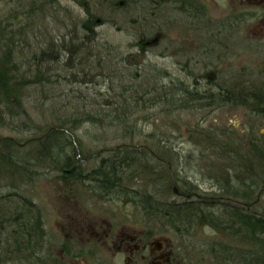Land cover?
<instances>
[{
  "label": "rangeland",
  "instance_id": "1",
  "mask_svg": "<svg viewBox=\"0 0 264 264\" xmlns=\"http://www.w3.org/2000/svg\"><path fill=\"white\" fill-rule=\"evenodd\" d=\"M202 1L206 5L209 20L224 18V10H220L219 7L225 9L228 6L224 7L221 0ZM20 2L0 0V17L3 18L12 7L18 9L21 4L24 9L21 21L32 25L24 31L25 48L20 59H29L31 54L43 52V49L49 48L50 43L53 44L51 47L58 53L60 59L58 63L45 65L47 68L51 67L50 75H56L54 79L57 81L52 77L51 80L55 82L43 89L38 85L26 87L22 93V106L18 108L10 107L8 110L0 102V138H14L19 143L21 147L15 150V159L25 168L20 172L21 181L19 180V183L16 181L14 187L5 178L0 177V205H2L0 219H17L19 214V220H29L31 226L27 229L26 224L22 226L24 222L13 223L11 220L9 223L4 222L1 237L3 239L8 237L6 243L11 247V255L6 257L0 254V264H36L44 254L48 256V253L53 252L54 235L59 234L61 226L66 227L63 215L67 213L66 211L72 213L70 206L74 207L73 201L78 210L87 215L118 214L127 223H135L139 226H142V223H150V227L167 229L168 227L162 221H151V218L143 214L132 200L131 196L134 193L152 191V185L146 177L124 174L130 179L126 184L133 193L116 190L110 194H102L95 183L93 185L87 181L76 183L67 178L64 172L61 173L58 165L57 170L50 164L46 165V162L51 159L45 162L44 159L29 154L26 142L29 138L38 135L33 133L36 128L48 123H58L59 119L53 116L55 108L67 105L68 109L73 110L84 103L89 108L92 100L109 98V93L104 92L103 97L97 96L94 94L96 91H106L105 88L108 86L97 82L94 87H86L80 79H77L75 69L67 65L68 57L64 54L63 46L71 40L73 24L86 18L85 7L74 0H59L56 8L47 6L45 8L40 5L42 1L38 0L37 17L34 15L29 17L28 0H20ZM86 2L90 11L102 20L94 29L95 49H98L96 52H103V55L112 60V65H116V69L119 67L125 71L127 75L124 82L128 88L129 85L132 89L139 88L144 77L150 79L153 89H159L158 93L151 94V101L158 99L162 93L166 95L178 93L176 88L181 83L187 85L188 91L199 93L195 95L202 97L204 101L209 98L206 93L208 91L225 93L230 88L236 89L239 83L245 85L248 83V89L257 85L255 89H258V86L264 84V24L256 19L260 10L254 4L251 5L250 10L252 19L237 28L234 38L229 43V54L225 51L226 55L221 57L220 66L229 65L234 75L206 77L201 75L211 70L214 64H218L215 61L216 57L209 54L197 60H186L183 49H186V45L193 47L195 40L190 35H185L187 28L191 27L181 13L180 15L169 13L161 18L158 11L154 13H150V9L148 11L150 1H145L147 4L139 0H87ZM234 4L236 10L243 8L239 1ZM178 5L179 3L175 8ZM168 8L174 11L172 4L168 5ZM77 29L82 31L79 27ZM62 36L66 38L63 39ZM78 36L82 34L78 33ZM141 37L145 40L139 44ZM203 37H205L202 40L204 45L211 47L208 44L211 42L208 39L209 36L205 34ZM219 50L222 51V48ZM134 69H137L141 75L138 81L129 78V73ZM186 71L188 75L190 74L189 76H185ZM42 92L50 95V99L45 100ZM171 98L172 95L164 102L154 103L145 114L134 117L139 123L137 129L141 130V134L135 138L134 142H144L143 135L153 134L154 139L145 141L149 149L156 148L172 160L174 174L169 168L166 184L169 185L171 177L180 178V184L174 186L177 191H196L197 194L210 198L213 193L220 192V184L226 185L218 173H215L216 168L219 169L220 163L224 164L225 171L231 166L227 164V159H218L216 151L204 149L195 144L191 132L199 128L206 130L212 127L220 135L223 131L229 130L247 137L246 132L253 128L256 136L264 137V119L251 114L246 107L232 104L210 108L200 107L192 111H172L171 106L176 105L180 97ZM172 101L173 104H171ZM83 124L84 121L81 127L71 134H58L57 143L63 145V149L66 150L64 153L74 145L79 161V171L91 172L97 168L101 156L109 154L115 146L127 141L125 139L123 141V136L120 137L122 134L118 135L113 126L97 127ZM173 125L178 126V129ZM158 138L164 143L158 144L155 141ZM102 148H108L109 151L101 153ZM140 158L144 163L153 165V160L147 154L141 155ZM152 168L156 171L161 170L160 166L153 165ZM231 174L234 176V173ZM66 178L67 180H64ZM164 182L161 177L156 182L160 184L157 185L159 198L168 202H181L182 199L171 191L172 185L165 186ZM163 189H166L167 193L164 194ZM254 193L257 196V202L250 209L252 212L264 214V181L259 183ZM207 201L202 207L203 210H216L211 207L212 199ZM232 201L234 204V200ZM7 226H10V232ZM192 227L183 234L188 244L204 250L203 255L212 249L220 250V242L231 241L229 235L212 228L205 221L194 224ZM174 235L172 233V236ZM236 245L243 249L241 242H237ZM224 256L227 261L241 262V259L237 258L239 255L235 253H226Z\"/></svg>",
  "mask_w": 264,
  "mask_h": 264
},
{
  "label": "trees",
  "instance_id": "2",
  "mask_svg": "<svg viewBox=\"0 0 264 264\" xmlns=\"http://www.w3.org/2000/svg\"><path fill=\"white\" fill-rule=\"evenodd\" d=\"M41 1L40 5H43V7L56 8L59 0ZM74 1L85 7L86 18L73 24L74 28H71L74 30H71L70 33L71 40H68L69 43L67 42L63 46L65 47L64 54L68 57L67 65L69 68L75 69L77 79H80L86 87H94L97 82L107 85L106 91L98 90L94 94L103 97L104 92H106L109 93V98H102L103 100L94 99L90 103L89 108H87L85 103L73 108V110L71 108L68 109L67 105L55 108L53 116L59 119H57L58 123H48L36 128L33 133L38 135L29 138L26 142V147L30 151L29 154L40 157L45 162L47 159H51L52 161H47L46 165L50 164L56 170L58 165V170L61 173L64 172L67 178L76 183L79 181L82 183L87 181L90 185L95 183L102 194H110L114 191L116 192V190H123L128 193L126 191H130V188L126 183L130 179L124 174L146 177L152 185V191L134 193L131 197L137 207L139 206L141 212L149 216L151 221H162L168 228L183 232L192 229V225L205 221L212 228L231 237V241L224 240L219 244V251L223 256L226 253H235L239 255L237 258H240V261L244 264H264V214L256 211L252 212L250 209L257 202V196L254 193L255 189L257 190L259 183L264 181V137L256 136L253 128L246 132L247 137L229 130L223 131L220 135L212 127L206 130L199 128L197 129L199 131H192L191 135H193L192 138L195 144L204 147V149L216 151L218 159H227V164L231 167L226 170L227 173L223 169L224 164L220 163L218 165L219 169L216 168L215 173H218L226 185L220 184L219 190L221 193L219 195L213 193L210 198L197 194L196 191L181 192L179 190L175 192L174 186L180 184L181 180L180 178L171 177L169 185L171 184L172 188L170 187V189L176 196L186 197V199L181 200L182 202H168L165 199L161 200L157 195V185L159 186L160 184L156 182L161 177L165 181V186L169 187L166 184V174L169 168H171L170 171L173 174L174 172L172 170V160H169L166 154L156 148L150 150L147 142H145L148 139H154L153 134L143 135L145 143L143 141L141 143L134 142L135 138L141 134V130L137 129L139 123L134 117L139 114H145L154 103L164 102L171 95L172 98L180 97L179 102L171 106L172 111H192L200 107L210 108L211 106L232 104L246 107L251 114L264 119V84L258 86V89H255L257 85L248 89V83L247 85L239 83L240 87L235 84L238 86L236 89L234 87L230 88L225 93L208 91L206 92L209 97L206 100L208 102L198 96L199 93H192L183 88L177 89L178 93L175 92L171 95L161 92L162 94L159 95L158 99L151 101V94L158 93L159 89H153L150 79L144 77L139 88L135 87L132 89L130 85L128 88L124 82L127 75L124 73L125 71L119 69L118 66V69H116V65H112V60L103 55V52H96L98 49H95L94 29L102 20L98 15L90 11L87 6V0ZM139 1L141 3L150 1L147 7L148 11L149 9L151 10L150 13L158 11V15L161 18L169 13L180 15L179 5L175 8L179 0ZM18 2L20 0H17ZM170 4L174 6V11L168 8ZM21 6L23 5L19 4L18 9L12 7L3 18L0 17V102L8 110H10V107L18 108L22 106V93L26 87H36L38 85L43 89V87L57 81L54 79L56 75H50L51 67L47 68L45 65L58 63L60 59L58 53L52 49V43L49 44V48L43 49V52L31 54L29 59H20L25 48V43L23 42L24 31L26 28L32 27L30 23L24 24L21 21L20 18L24 14V9ZM27 7L29 9L28 16L34 15V17H37L39 10L38 0H28ZM100 7H102V3H100ZM76 27H79L82 31H78ZM78 33L82 34V36H78ZM62 38L65 39L66 37L62 36ZM143 40L145 38L141 37L138 43L144 42ZM29 47L31 46L29 45ZM129 74L131 80L138 81L141 78L137 69H134ZM52 77L55 81L51 80ZM42 95L45 100L50 99V95L48 96L47 93L44 92L43 94L42 92ZM135 103L137 105H133ZM171 104H173V101ZM21 112L23 113L24 111ZM82 121H84L83 125L113 126L118 135L122 134L120 137L123 136V141L124 139L127 141L115 146L110 150L109 154L101 156L97 168L91 172L79 171V161L77 160L74 145L70 146L69 151L64 153L66 150L63 149V145H58L57 143L58 134L67 135L73 133L81 127ZM173 127L178 129V126L173 125ZM155 141L158 144L160 142L164 143L159 138ZM19 147L21 146L14 138H0V177L5 178L8 183H11L12 187L17 182L19 183V180L21 181L20 172L25 170L24 166L15 159V150ZM107 149L102 148L101 153L109 151ZM145 154L153 160V165L160 166V171L154 170L152 164L151 166L143 162L140 156ZM231 173H234V176ZM67 178L64 180H67ZM130 192L133 193V191ZM163 192L165 194L167 190L163 189ZM218 196H223L224 199L230 200V204L233 203L232 200H234V204L238 200L243 204H247V213L244 210L232 208L228 205L220 207L213 203H211V207L216 208V210L204 211L202 208L204 204L195 200L196 198L209 200ZM18 217L12 220L10 218H7V220L0 219V254H7L9 249H11L9 244L6 243L7 238L3 239L1 237L4 222L9 223V220L13 223L15 221L24 222L22 226L26 224L27 229L31 227L29 220H19ZM237 242L243 244V249L234 250L230 248L231 246L237 247ZM245 247H247V250L244 249Z\"/></svg>",
  "mask_w": 264,
  "mask_h": 264
},
{
  "label": "flooded vegetation",
  "instance_id": "3",
  "mask_svg": "<svg viewBox=\"0 0 264 264\" xmlns=\"http://www.w3.org/2000/svg\"><path fill=\"white\" fill-rule=\"evenodd\" d=\"M206 1V0H205ZM225 9L222 20L208 19L206 5L202 0H179V12L185 16L189 27L185 31L186 36L195 40L193 47L186 45L184 56L186 60H197L209 54L216 57L218 64L206 71L201 76L214 77L234 75L229 65L220 66L221 57L225 51L229 54L230 41L234 38L235 32L240 25L252 19L251 5L259 7L260 12L256 19L264 24V0H221ZM239 1L243 8L236 10L235 2ZM177 2V3H178ZM218 9V8H217ZM190 18V21H189ZM209 36L211 47L205 46L204 35ZM227 40L228 42H226ZM143 43V42H142ZM204 45V47H202ZM247 45V44H246ZM222 48V51L219 49ZM227 54V55H228ZM221 55V56H220ZM185 70V69H184ZM185 76H189L185 72ZM187 89L186 84L178 85L176 89ZM192 89V88H191ZM194 92V91H193ZM174 190L176 188L174 187ZM221 192H215L219 195ZM179 194V193H178ZM177 197L182 200L184 196ZM210 203L217 206L228 205L232 208L244 210L247 213V204L235 202L223 196L211 198ZM196 202L205 204L208 201L195 199ZM182 202V201H181ZM242 203V204H241ZM76 203L65 211V226H61L58 233L54 235L55 249L43 256L36 264H240L239 262L227 261L219 250L212 249L204 254L201 247L188 244L183 231L170 228L161 230L150 227V223H142V226L135 223H127L121 215L106 213L85 214L79 211ZM10 232V227H8ZM7 229V230H8ZM8 233V232H7ZM172 233L175 234L172 236ZM8 238V237H6ZM50 246V244H49ZM231 249H240L238 246H231ZM244 249L247 250V247ZM10 249L4 256H10ZM210 252V253H209ZM55 253V254H54ZM41 262V263H40Z\"/></svg>",
  "mask_w": 264,
  "mask_h": 264
}]
</instances>
